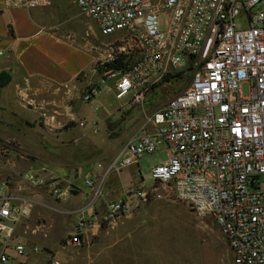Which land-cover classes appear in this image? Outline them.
<instances>
[{"label": "built area", "instance_id": "obj_1", "mask_svg": "<svg viewBox=\"0 0 264 264\" xmlns=\"http://www.w3.org/2000/svg\"><path fill=\"white\" fill-rule=\"evenodd\" d=\"M69 1L102 36H120L121 42L94 64L98 80L86 88L85 103L110 92L143 107L168 77L175 76L178 84L189 76L186 89L144 114L110 168L120 172L139 166L162 150L164 160L151 169L154 185L129 188L118 200L108 201L102 221L117 224L141 205L162 199L157 188L162 185L197 216L215 221L230 247L232 264H264V11L257 9L263 0ZM53 3L3 0L5 10L30 11ZM40 172L26 173L24 182L32 189L46 188L58 202L78 193L46 167ZM85 184L95 190V180L87 178ZM7 192L4 182L0 263L10 260V249L28 254L26 246L13 242L18 224L38 204ZM79 226L88 228L83 215ZM82 235L78 231L69 240L80 246ZM30 252L41 251L34 247Z\"/></svg>", "mask_w": 264, "mask_h": 264}, {"label": "rangeland", "instance_id": "obj_2", "mask_svg": "<svg viewBox=\"0 0 264 264\" xmlns=\"http://www.w3.org/2000/svg\"><path fill=\"white\" fill-rule=\"evenodd\" d=\"M58 1L64 2L63 8H56L52 24L56 25L59 34L68 35L75 41L85 40L97 58L111 52L114 45H120V36H101L96 24L82 16L77 6L69 0ZM257 9L264 11V0ZM97 80L98 75L93 76L91 83ZM188 84L189 81L183 79L170 92L148 98L143 107L133 106V109H139L144 119V114H152L161 108ZM85 87L79 89L78 97L69 101L76 120L65 113L64 106H57L61 112L57 113L29 103V107L34 108L33 112H17V115L7 107L6 101H0V105L7 109V112L0 113V185L11 180L13 186L25 191L31 187L24 182V175L30 171L40 172L42 167H46L66 180V185L79 188L80 194L70 201H85L90 190L85 182L90 178L95 180L94 193L101 187L103 195L98 202L103 200V214L106 209L104 200H118L132 187L149 189L154 185L151 169L164 160L162 150L143 158L139 166L110 172L112 164L131 139L121 143V108L127 113L129 100H118L115 94L104 92L95 101L85 103L83 95L88 86ZM244 93L248 95V90L245 89ZM65 94L62 93L61 98ZM37 108L42 112L34 115ZM82 122L84 126H81ZM21 140L27 150L22 149ZM157 188L162 199L141 205L117 224L101 219L102 229L108 235V245L117 243L114 247L119 253L117 257L122 254L121 259L126 264H232L230 247L215 221L211 217L197 216L170 189L162 185H157ZM33 190L42 202L36 201L38 204L30 218H51V210L44 204L55 200L48 196L46 188ZM72 213L63 217L74 222L76 216ZM57 228L59 232L62 229L60 225ZM65 228L62 229L64 234L74 227ZM38 248L46 252L43 247Z\"/></svg>", "mask_w": 264, "mask_h": 264}, {"label": "crops", "instance_id": "obj_3", "mask_svg": "<svg viewBox=\"0 0 264 264\" xmlns=\"http://www.w3.org/2000/svg\"><path fill=\"white\" fill-rule=\"evenodd\" d=\"M63 3L54 0L53 10L52 7L30 11L5 10L3 0H0V74L6 72L11 75V83L0 88V101H6L13 113L33 112L34 108L29 107V103L57 113L61 112L56 107L64 106L65 113L76 120L69 101L78 97L82 86L87 87L91 83L94 64L106 56L105 53L97 58L85 40L75 41L68 35L59 34L56 25L52 24V17L57 7L63 8ZM9 26L13 34L9 32ZM62 93L66 94L61 98ZM126 105L127 113L121 108V143L136 134L144 120L139 109H133L129 102ZM2 112H7V109L0 105ZM36 112L33 114H41L42 110L37 108ZM20 144L23 150H27L22 140ZM8 181L7 193L12 197L42 202L35 190L27 187L22 191L21 187L16 188L11 180ZM77 190L76 196L80 194L79 188ZM93 193L89 190L85 201L75 199L60 203L51 200V203H45V207L51 210V218L43 220L42 216L31 217L17 226L13 244H25L27 251L30 249L28 254L20 256L10 249V260L0 264H49L53 260L60 264H126L121 259L122 254L120 258L117 257L119 253L114 249L117 243L108 245V235L102 229L103 200L98 202V199L103 193ZM108 201L110 199L104 200L105 204ZM70 210L76 216L74 222L63 217L71 213ZM81 215L88 221L87 229L79 226ZM59 225L62 229L74 228L64 234L62 229L59 232ZM78 231L83 233V243L75 246L69 239ZM34 247H43L46 252L34 254L30 252Z\"/></svg>", "mask_w": 264, "mask_h": 264}, {"label": "trees", "instance_id": "obj_4", "mask_svg": "<svg viewBox=\"0 0 264 264\" xmlns=\"http://www.w3.org/2000/svg\"><path fill=\"white\" fill-rule=\"evenodd\" d=\"M9 32L11 34H13V31H12V27L11 26H9ZM174 78H175V76L168 77L165 80L164 84H161V86L157 87V89L154 90V96L155 95H160V94L161 95H164V94L170 92V89H173L176 86V84H177V82H175ZM179 79L177 78V81ZM184 79H186L187 81H189V76H187V78L184 77ZM10 83H11V75L9 73H6V72L1 73L0 74V88H5Z\"/></svg>", "mask_w": 264, "mask_h": 264}]
</instances>
